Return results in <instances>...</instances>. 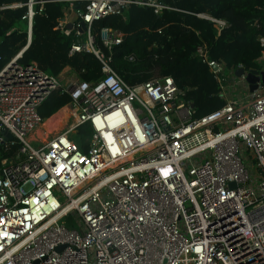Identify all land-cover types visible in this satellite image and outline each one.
<instances>
[{"label":"built area","instance_id":"2783aa9c","mask_svg":"<svg viewBox=\"0 0 264 264\" xmlns=\"http://www.w3.org/2000/svg\"><path fill=\"white\" fill-rule=\"evenodd\" d=\"M52 1L0 5L26 7L27 36L0 68V132L12 136L0 145V264H264V83L250 92L244 80L248 69L264 71V37L260 68H228L210 59L205 45L196 47L222 101L196 116L171 76L123 82L92 29L105 16L125 19L132 4L155 14L172 7L162 0H71L83 3L76 18L58 19L54 29L73 31L68 55L92 53L101 76L61 89L76 119L46 139H30L43 121L39 108L59 84L35 62L19 60L34 15ZM193 15L210 22L216 36L228 26L206 12ZM99 35L107 48L122 41L108 27ZM84 125L90 135L83 147L70 133Z\"/></svg>","mask_w":264,"mask_h":264},{"label":"trees","instance_id":"16d2710c","mask_svg":"<svg viewBox=\"0 0 264 264\" xmlns=\"http://www.w3.org/2000/svg\"><path fill=\"white\" fill-rule=\"evenodd\" d=\"M11 2L26 3L27 0H0V5ZM162 2L173 9H163L160 14H155L151 7L132 4L124 11L125 19L109 15L95 21L92 29L96 24V44L111 57L112 68L127 85L146 81L153 75L171 76L177 87L186 91L196 116L204 115L220 107L222 101L217 94L218 83L194 50L205 45L208 57L223 62L228 68L239 64L245 68H260L256 59L262 50L258 37H264V0ZM74 4L83 6L80 1ZM62 7L63 3L48 2L43 5L42 13L34 15L31 39L19 61H34L49 75H56L69 66L78 71L81 79L95 80L101 76L98 59L86 51L68 55L70 45L77 40L75 33L71 31L66 35L54 29L58 19L62 18ZM25 11V6L0 10V68L27 43L26 24L21 20ZM198 12L223 18L228 26L216 36L210 22L193 15ZM20 24L23 25L21 29ZM102 27L121 32V43L112 44L110 48L104 46L99 35ZM12 28L15 29L7 35ZM129 55L132 60L128 59ZM68 101L69 96L58 91L44 101L41 116L47 119L38 127L44 137L65 126L66 120L56 123L59 119L69 116L76 119L74 108L58 110ZM89 135L90 129L84 125L78 129L74 141L84 147ZM4 156L6 153L0 147V158Z\"/></svg>","mask_w":264,"mask_h":264},{"label":"rangeland","instance_id":"374dc122","mask_svg":"<svg viewBox=\"0 0 264 264\" xmlns=\"http://www.w3.org/2000/svg\"><path fill=\"white\" fill-rule=\"evenodd\" d=\"M65 12V13H64ZM67 15V16H66ZM76 14L75 13H71V11L69 10H67V8L66 9H63V15H62V18H64L65 17V19H73V18H76V16H75ZM75 16V17H74ZM62 18H59V19H62ZM71 22V21H70ZM20 26H23V25H19V28L21 29V27ZM23 29V28H22ZM93 32L94 33H96L97 32V28H96V24L93 26ZM20 51V50H19ZM18 52V51H17ZM1 66V65H0ZM154 74H156V73H154ZM226 74H227V71H226ZM52 77H54L55 79H56V81L58 82V84H59V86H57V88L54 90V91H60L61 89H65L68 85H69V83H71V82H73V81H75V80H79V79H81V77H80V75H79V73H78V71H76V70H73L72 68H70V67H68V66H66V67H64L58 74H56V75H51ZM186 98L187 99H189V97H188V95L186 96ZM69 103L67 102L64 106H62V107H60L58 110H60L61 108H63V107H66V109L67 110H69L70 108H69V105H68ZM57 110V111H58ZM39 114L40 115H42V112H43V107H41V108H39ZM55 113V112H54ZM53 113V114H54ZM51 116V115H50ZM49 118V117H48ZM47 119V118H46ZM46 119H43V121L44 120H46ZM66 120V122L67 121H71L72 120V116H69V118H61V119H59L56 123L57 124H59L60 122H62V121H65ZM43 121L40 123V125L38 126V127H41L42 126V123H43ZM57 126V125H56ZM62 128H60V129H56V130H54L53 131V133H51V134H49V137H50V135H53V134H55V133H57L58 131H60ZM41 131H42V129H40ZM77 133H78V130H76V131H73V132H71L70 133V137L73 139V140H75V137H76V135H77ZM29 137H30V139L31 138H35L34 137V135H33V133H31L30 135H29ZM36 139H39V138H36ZM40 140H43V139H40ZM32 143H33V141H32ZM34 144V143H33ZM15 150H16V147H11L10 149H9V151H8V154L10 155V154H13L14 152H15Z\"/></svg>","mask_w":264,"mask_h":264},{"label":"water","instance_id":"95a60500","mask_svg":"<svg viewBox=\"0 0 264 264\" xmlns=\"http://www.w3.org/2000/svg\"><path fill=\"white\" fill-rule=\"evenodd\" d=\"M75 10L79 11L80 6H76ZM67 28H71V23H68ZM79 30L83 31L85 30V24L83 22H79ZM24 50V49H23ZM244 73V70L242 67H237L233 71V75L235 77H240ZM244 80L248 85V89L250 92L255 90L257 88L258 82L264 83V71L258 72L256 69H248L247 73L244 76ZM0 135L3 137V140L0 142V145H2L4 142L10 140L12 136L7 131L0 132ZM230 186H234L233 183L230 184Z\"/></svg>","mask_w":264,"mask_h":264},{"label":"crops","instance_id":"0c3cea01","mask_svg":"<svg viewBox=\"0 0 264 264\" xmlns=\"http://www.w3.org/2000/svg\"><path fill=\"white\" fill-rule=\"evenodd\" d=\"M52 2H60V3H63V7H62L63 9H66V8H67L68 11L70 10L71 13H75V14H76V12H75V7L78 6V5H75V4H74L75 1H71V0H54V1H52ZM21 3H22V2H21ZM64 13H65V12H64ZM66 16H67V15H66ZM75 16H76V15H75ZM75 16H74V17H75ZM64 18H65V17H64ZM64 18H62V19H64ZM74 19H75V18H73V19H67V21H68V22H69V21H73ZM12 29H13V28H12ZM7 32H8V31H7ZM7 32H6V34H7ZM25 46H26V45H25ZM25 46H23V47H25ZM23 47H22V48H23ZM22 48H21V49H22ZM21 49H20V50H21ZM24 50H25V48H24ZM24 50H23V51H24ZM23 51H22V52H23ZM18 52H19V51H18ZM18 52H17V53H18ZM22 52H21V53H22ZM33 62H34V61H33ZM68 67H69V66H68ZM49 117H50V116H49Z\"/></svg>","mask_w":264,"mask_h":264},{"label":"bare ground","instance_id":"6f19581e","mask_svg":"<svg viewBox=\"0 0 264 264\" xmlns=\"http://www.w3.org/2000/svg\"><path fill=\"white\" fill-rule=\"evenodd\" d=\"M33 135L35 138H39V139H46V137H44V133L43 131H41L40 129H38V127L35 129V131L33 132ZM48 138V137H47Z\"/></svg>","mask_w":264,"mask_h":264}]
</instances>
